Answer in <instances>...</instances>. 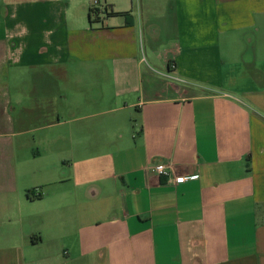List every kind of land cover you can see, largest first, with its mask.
I'll list each match as a JSON object with an SVG mask.
<instances>
[{
  "label": "crops",
  "instance_id": "obj_1",
  "mask_svg": "<svg viewBox=\"0 0 264 264\" xmlns=\"http://www.w3.org/2000/svg\"><path fill=\"white\" fill-rule=\"evenodd\" d=\"M91 4L0 0V264H264V0Z\"/></svg>",
  "mask_w": 264,
  "mask_h": 264
},
{
  "label": "built area",
  "instance_id": "obj_2",
  "mask_svg": "<svg viewBox=\"0 0 264 264\" xmlns=\"http://www.w3.org/2000/svg\"><path fill=\"white\" fill-rule=\"evenodd\" d=\"M91 6L93 8H98L100 6L99 0H92ZM146 169L153 171L154 173H156L159 176H164V177H168L169 176V172H168L166 166L163 163H157V164H153V165H150V166H146ZM197 178H198L197 174H193V175H189V176H176L173 179V182L175 184H177V183H181V182H184V181H187V180H194V179H197ZM30 193H31L32 196H38L39 193H40L39 188L33 189Z\"/></svg>",
  "mask_w": 264,
  "mask_h": 264
},
{
  "label": "trees",
  "instance_id": "obj_3",
  "mask_svg": "<svg viewBox=\"0 0 264 264\" xmlns=\"http://www.w3.org/2000/svg\"><path fill=\"white\" fill-rule=\"evenodd\" d=\"M87 14H88L90 23L98 21L101 14H104V15H120V16H123L125 19H128V17H130L128 12L109 13L106 11V8L99 9V8H93L92 6L88 7ZM91 17H93V19H91Z\"/></svg>",
  "mask_w": 264,
  "mask_h": 264
},
{
  "label": "rangeland",
  "instance_id": "obj_4",
  "mask_svg": "<svg viewBox=\"0 0 264 264\" xmlns=\"http://www.w3.org/2000/svg\"><path fill=\"white\" fill-rule=\"evenodd\" d=\"M89 4V3H88ZM243 47H245V44H240V42L238 44H236V48L233 50V52H239ZM143 54V52H142Z\"/></svg>",
  "mask_w": 264,
  "mask_h": 264
}]
</instances>
